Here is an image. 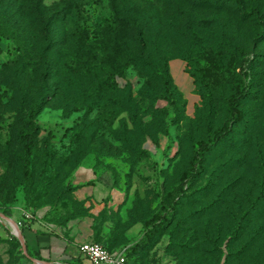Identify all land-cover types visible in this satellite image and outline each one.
<instances>
[{"label": "rangeland", "instance_id": "1", "mask_svg": "<svg viewBox=\"0 0 264 264\" xmlns=\"http://www.w3.org/2000/svg\"><path fill=\"white\" fill-rule=\"evenodd\" d=\"M263 8L264 0H0V212L17 227L12 217L24 213L58 227L87 218L84 242L138 243L126 264H178L167 247L174 229L172 242L213 249L214 264H264ZM242 73L240 119L193 160ZM36 105L26 149L19 131ZM80 164L114 192L94 214L68 184ZM158 211L151 232L145 223ZM4 220L0 264H43L25 257Z\"/></svg>", "mask_w": 264, "mask_h": 264}, {"label": "crops", "instance_id": "2", "mask_svg": "<svg viewBox=\"0 0 264 264\" xmlns=\"http://www.w3.org/2000/svg\"><path fill=\"white\" fill-rule=\"evenodd\" d=\"M180 62L183 70L184 63L181 59ZM68 181L74 186L73 197L84 201L92 214L104 205L103 201L108 199V196L112 197L114 194L112 188L94 180L93 170L86 164L78 165L71 172ZM12 218L18 223L23 242L34 257L51 263L65 264L75 257H81L79 245L90 235L87 218L69 219L63 227L44 224L39 220L30 222L22 217L17 218L15 215ZM2 234L4 230L0 227V236Z\"/></svg>", "mask_w": 264, "mask_h": 264}, {"label": "trees", "instance_id": "3", "mask_svg": "<svg viewBox=\"0 0 264 264\" xmlns=\"http://www.w3.org/2000/svg\"><path fill=\"white\" fill-rule=\"evenodd\" d=\"M263 12H264V8H263ZM254 15L256 17H259L261 15V12L258 9H255ZM176 58L181 59L180 57H176ZM165 72L167 74V78L165 82L167 86H171L172 80L168 74L167 62L165 66ZM247 91H248V84L245 81V74L242 73V77L240 81L238 82L236 86H234L231 94L227 98L226 114L224 116V119L222 120L221 124L214 131L211 132L208 138H206L205 140H199L196 142V149H195L196 151L194 154L195 157L193 160L197 159L198 157L202 156L204 153L208 152L218 141L221 140V138L224 135L228 134V132L230 131L231 125L240 119L237 106L241 102V100L244 98V96L247 94ZM39 108H40V105L29 107L27 115H26V119H25V127L21 128L19 131L20 138L22 139L24 147L26 149L29 146L32 132L36 126V124L33 122V117L35 113L38 112ZM68 184L71 187V191H72L74 189V186L71 185L69 181H68ZM79 201L81 203L84 202L82 200H79ZM86 211L88 214V207L86 208ZM164 213H165L164 211L163 212L158 211V212L153 213L150 219L148 220V222L145 223V227L151 230L152 232V230H154L156 226L164 218ZM154 222H157V225H153L155 224ZM177 231H178L177 229H174V231L172 232L173 235H171V240L169 243H167L168 244L167 247L171 248L169 249L172 252L171 255L178 259V264H214L213 256H211V254L214 253L213 249H203L202 251H199L198 249H186L183 245H181V242H179V240L172 242V239L174 240V238H176L174 236L177 233ZM146 232L147 230L145 229L143 236H145ZM250 240L251 239H249V242ZM154 242L152 244H154ZM137 244L138 243L122 246V247H125V259L130 249H136L138 247ZM103 246L107 250H114V249L109 248L107 245H103ZM24 248H25V252L30 257L29 253L31 252L28 250L25 244H24ZM239 252H242V249H240ZM258 253H259V249H256L255 256H258ZM74 259L77 260L79 263L82 262L81 257H75ZM38 260H41V259H38ZM84 264H89V263L86 262ZM225 264H226V261H225Z\"/></svg>", "mask_w": 264, "mask_h": 264}, {"label": "built area", "instance_id": "4", "mask_svg": "<svg viewBox=\"0 0 264 264\" xmlns=\"http://www.w3.org/2000/svg\"><path fill=\"white\" fill-rule=\"evenodd\" d=\"M24 218H31L30 213H24ZM79 253L89 264H126L125 247L107 250L95 241H85L79 245Z\"/></svg>", "mask_w": 264, "mask_h": 264}, {"label": "water", "instance_id": "5", "mask_svg": "<svg viewBox=\"0 0 264 264\" xmlns=\"http://www.w3.org/2000/svg\"><path fill=\"white\" fill-rule=\"evenodd\" d=\"M0 217L3 218V219H6L8 221H10V223L13 225V227H14V229L16 231V234L13 231H12V234L17 237L19 243L21 244L22 252L24 253L25 257L29 258V256L25 252V248H24V244H23V238L21 236V233H19V229L17 227V224L14 221H12L10 218H8L5 215H3L2 213H0ZM31 260L34 261V262H37V263L39 262V260H36V259H32L31 258ZM42 263L43 264H53V263L48 262V261H42Z\"/></svg>", "mask_w": 264, "mask_h": 264}, {"label": "bare ground", "instance_id": "6", "mask_svg": "<svg viewBox=\"0 0 264 264\" xmlns=\"http://www.w3.org/2000/svg\"><path fill=\"white\" fill-rule=\"evenodd\" d=\"M4 222H5V223L9 226V228H10V229L16 234V231H15L13 225H12L11 223H9L10 221L5 220ZM12 231H11V233H12Z\"/></svg>", "mask_w": 264, "mask_h": 264}]
</instances>
